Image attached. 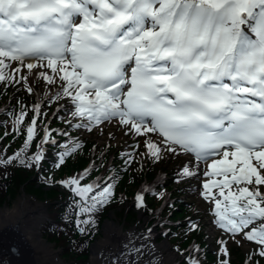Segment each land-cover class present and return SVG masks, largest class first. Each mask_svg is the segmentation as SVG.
<instances>
[{
	"label": "snow or ice",
	"instance_id": "obj_1",
	"mask_svg": "<svg viewBox=\"0 0 264 264\" xmlns=\"http://www.w3.org/2000/svg\"><path fill=\"white\" fill-rule=\"evenodd\" d=\"M33 79L55 89L49 102L67 98L69 126L91 131L115 122L126 135L145 138V157L191 155L180 178L196 177L205 163L223 177L203 183L202 192L215 201L219 227L254 241V255L264 258V0H0V82L26 85L32 94ZM42 109L41 102L33 105L30 124L23 107L17 116L26 145L38 134ZM45 142L58 143L42 140L35 157L25 159L22 149L24 155L0 159V166L39 167ZM79 147H65L57 162ZM122 156L126 166L135 162L134 152ZM84 179L81 173L60 182L73 195L69 207L81 234L95 227L115 184V176L103 184ZM233 184L245 186L225 195ZM213 187L231 202V216L220 211ZM148 191L136 195L137 207ZM188 264L200 262L190 257Z\"/></svg>",
	"mask_w": 264,
	"mask_h": 264
},
{
	"label": "rangeland",
	"instance_id": "obj_2",
	"mask_svg": "<svg viewBox=\"0 0 264 264\" xmlns=\"http://www.w3.org/2000/svg\"><path fill=\"white\" fill-rule=\"evenodd\" d=\"M16 65L17 62H12L13 68ZM24 71L27 70L24 69ZM47 71L51 74L50 69ZM5 72L11 75L10 70L5 69ZM31 86L33 92L29 94L25 90L26 85L21 86L13 83L5 86L3 82H0V145L11 144L15 139L8 137V133L12 130L11 127L17 124V116L21 112V108L25 109V122L30 124L33 120V105L41 102L44 115L37 118L38 134L34 135V137L38 136L36 137L38 140L31 142L35 149L32 145L29 146L33 148V157H35L36 153L41 151L37 145L42 140L55 139L58 142L55 145L51 144L55 151L52 154L54 167L51 169V177L52 181H55L51 183L52 188L58 189L62 195L67 196L65 191L67 186L61 185L60 182L69 177L83 173L85 179L82 184L87 185L94 184L98 180L103 184L108 180V177L115 176L113 198L101 209L103 213L97 222L95 236L92 237L86 233L88 236L85 244L86 252L81 258L78 257L76 264H90L92 260L93 264H112L113 261L122 264L124 260L125 264H158L160 258L169 253L174 254L173 260L169 264H188L190 257L198 259L200 264H221V261L224 264H257V261L259 264H264V258L254 255L257 251L254 241H248L241 235L233 238L216 222L218 217L214 215L217 211L215 201L202 196V192L207 194L203 183H210L213 180L219 182L223 177L211 175V171L205 163L200 164V172L196 177L180 178L178 173L189 160H193L191 155L163 153L165 156L173 157L174 161L169 167L163 162H147L141 155L145 152V141L142 145L143 149L141 146L134 149L132 141L128 142L127 140L124 127L118 126L115 122L104 127H94L91 131L69 126L67 121L71 119L69 113L71 105L67 98H61L59 102L53 100L49 102L55 89L50 90L42 80L38 79H33ZM10 96L13 100L9 98ZM20 100L24 104L19 107V111L16 104ZM11 102L16 103L14 107ZM76 122L73 121V124ZM20 125L25 127L24 124ZM61 132L68 135H61ZM132 136L135 135L132 134ZM141 138L144 139V137ZM151 139L156 140V134H151ZM22 141L25 143L26 134ZM73 142L79 143L80 147L76 150L78 152L66 157L63 163H58L57 154L65 147H71ZM17 144L19 143L14 142V146ZM45 144L49 143L45 142L43 146ZM126 152L135 153V162H132L130 166L125 165V158L122 156ZM75 155L78 156L75 157ZM79 157H82L84 164L70 170L71 168L67 164ZM220 158L216 157L215 159ZM231 158L229 156V159ZM255 163L256 161L253 160V164ZM237 167L240 166L237 165ZM36 169L37 167L34 166V170ZM85 169L89 171H85ZM205 171H208L210 175L205 176ZM32 172L30 177L33 176ZM244 186V184L239 186L233 184L231 189H225V195L230 190L238 194V187ZM145 187L150 191L144 194L143 205L137 207L136 195L142 192ZM182 187H185V189L183 188L185 192H178L177 190ZM34 188H36L35 184L25 189L19 185L14 196L6 194L0 200V209L12 208L21 199L25 200L26 204L37 206L41 215L36 226L37 235L43 245L52 252L53 264H72L75 258L68 252L70 244L57 230L61 226L71 225L70 234L78 231L74 223L75 214H66L60 218L54 217V220L57 221L56 230L52 233L48 232L44 225L47 211L44 209L43 202L52 196L49 195L44 200H39ZM160 189H163L160 193H164V195L154 194L159 193ZM212 194L222 201L220 211L226 216H231V202L224 201L223 197L219 196V189L216 187L212 188ZM58 198L57 201H59ZM243 202L237 201V206ZM181 207L183 210H180ZM66 219H69L71 223H67ZM105 220L120 227L121 232H131L137 237H142L139 242L148 249L152 245L167 244L168 250L151 253L150 250L143 248L141 253L137 254L133 249L121 248L110 254L99 251L97 257L94 255L95 259L91 260V245L100 236L99 231ZM250 227H258V223ZM221 241L226 244L220 243ZM225 248L230 252V256L225 254ZM250 255L252 256L251 260H249ZM0 258L3 262L5 261V257L0 255Z\"/></svg>",
	"mask_w": 264,
	"mask_h": 264
},
{
	"label": "trees",
	"instance_id": "obj_3",
	"mask_svg": "<svg viewBox=\"0 0 264 264\" xmlns=\"http://www.w3.org/2000/svg\"><path fill=\"white\" fill-rule=\"evenodd\" d=\"M11 100H13L12 96L9 97ZM18 104L11 102V105L14 107L15 104L20 111L19 107H22L24 103L22 101H18ZM42 117V116H41ZM40 117V118H41ZM24 128L23 125L20 124H14V126L11 127V131L8 133V137H14L15 139L11 144L4 143V145H0V159H7L8 157H13L16 156L18 153L21 155H24L22 153V149H27L25 159L27 157H33V142L25 145L24 141H22L25 138V132L19 131V129ZM37 135V134H36ZM38 136H35L33 138V141H37L38 139L36 138ZM14 142H17L16 146H14ZM29 145H32L29 146ZM62 151V150H61ZM55 151L52 149V145L45 144L43 146V151L42 155L44 156V159L40 162V166L37 167L36 170H34V166L32 167H26L19 162H13L7 166H0V200L6 195L9 194L10 196H14L15 192L18 191L17 188L19 185H22L23 188H30L34 184L36 188H34V191L36 192V197L39 200H44L46 196L51 195L52 198L45 199L43 202V206L45 211H47V217L46 220L44 221L45 229L48 232H53L57 225V221L54 220L55 218H60L63 215L66 214H74L73 210L69 207V205L73 202V195L72 193L65 188L66 193L68 194L67 196H64L60 193V191L56 188H52L51 183H54L55 181H52L51 177V169L54 167V160L52 158V154ZM78 151L74 152L77 153ZM73 153V154H74ZM78 155H75L77 157ZM147 162L148 161H153L156 163H162L163 158H160V160L154 161L153 158L150 157H144ZM84 160V159H83ZM166 163V161H164ZM84 164L82 162V157H79L76 160H73L71 163L67 164L70 166V170L79 168ZM172 164V161L167 163L166 165L169 167ZM68 170V171H70ZM33 171V172H32ZM33 174L32 177H30V174ZM46 186H49L48 188H45ZM185 187L179 188L177 191L178 192H185ZM163 189L158 190L159 193L160 191L162 192ZM156 191V190H155ZM57 197H59V201H57ZM63 198V199H60ZM178 210V209H175ZM180 210H183L181 207ZM102 210L98 211L95 215V227H90L88 231V235L94 237L96 234V226L97 222L100 220L101 215H102ZM67 223H71L69 219L65 220ZM100 223V222H99ZM71 225H66V226H61L57 231L61 233L65 239H67V242L70 244V248L68 250L69 254L73 255L75 258V261L72 264H76L78 262V257L81 258L82 256L85 255L86 249H85V244L88 240V236L86 234H81L80 232L76 231L72 234H70L69 228ZM99 227V224H98ZM178 244V243H177ZM179 248V247H178ZM67 250V249H66Z\"/></svg>",
	"mask_w": 264,
	"mask_h": 264
},
{
	"label": "bare ground",
	"instance_id": "obj_4",
	"mask_svg": "<svg viewBox=\"0 0 264 264\" xmlns=\"http://www.w3.org/2000/svg\"><path fill=\"white\" fill-rule=\"evenodd\" d=\"M53 101L56 100L53 99ZM109 124H112V122H106L102 124L101 127ZM126 136L128 142L132 141V146L138 144V147H142L145 141V138L132 136V134ZM161 158H163V163L166 161L165 164L174 161L173 157L165 156V154H162ZM153 160L158 161L160 159L153 158ZM209 170L212 171L210 168ZM40 216L39 208L34 205L26 204V201L23 199L19 200L12 208L0 209V255L3 256V258L5 257V261L12 260V264H16V258L8 257L2 250L8 247L11 250L9 255H16L23 264H53L52 252L43 245L37 235L36 226ZM100 229L99 232L102 235L100 234L98 239L91 245V260L95 259V256L97 257L99 251L104 254L107 252L110 254L117 252L121 248L133 249V246L141 248L142 250L145 248L144 250H150L151 253H158L159 250H168L167 244L152 245L148 249L140 244L139 241L142 237H137L131 232H121L120 227H117L112 222H107V220L102 223ZM130 240L131 243H129ZM173 257V253H169L166 256L164 255L160 258L158 264H169L173 260ZM2 262L0 258V264H2ZM92 262L93 260L90 264H93ZM125 262V260L122 261V264H125Z\"/></svg>",
	"mask_w": 264,
	"mask_h": 264
}]
</instances>
